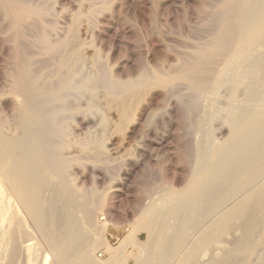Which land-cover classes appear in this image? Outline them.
I'll use <instances>...</instances> for the list:
<instances>
[{"label":"rangeland","instance_id":"1","mask_svg":"<svg viewBox=\"0 0 264 264\" xmlns=\"http://www.w3.org/2000/svg\"><path fill=\"white\" fill-rule=\"evenodd\" d=\"M255 1L236 0L235 23L239 31L236 36H244L243 51L235 52L230 57L231 69H225V59L216 60L217 64L212 65L216 75H231L235 70L242 71V62L252 53L253 46L258 44L261 38L259 32L264 28V0ZM225 2L226 0H0V95L5 93L0 99L5 98L10 90L9 82L15 71L16 48L21 46L26 61L29 60L34 75L42 85L56 80L60 56L71 57V68L68 67L66 71L74 82L77 81L75 89L68 92L72 95L67 93L53 106L57 115L60 114L58 119L65 129L61 138L64 141L62 153L76 159V162L65 174L52 169L44 159L43 143H39L45 129V123L42 125L43 113L26 104L31 126L37 131L32 137L35 160L40 165L41 173L50 180L54 178L51 181L59 187L56 190H43L37 182L25 196L32 197L35 204L42 195L47 199L74 197L79 205L89 202L91 208L95 209L93 222L87 224L83 212L78 210L71 232L82 237L85 249L98 264H113L110 262L111 256L117 255L119 251L125 252L126 257L129 256L126 264H137L141 253L145 249L149 252L151 247V229L143 225L150 220V207L153 205L151 208H157L173 201L176 192L190 185L194 176H201V173L207 176L206 173L210 170L227 164V155L232 158L239 153L240 147L234 146L225 155L223 149L227 145L224 139L228 135L219 117L199 122V118L208 115L210 108H221L224 111L227 99L243 97V90H231L229 82L217 87L213 94L206 91L202 103L193 110L190 105L194 107L195 100H199L202 95L188 84L176 83L168 88L171 92L168 89L150 87L133 107L135 120L122 127L118 126L119 118L109 97L105 95L109 82L116 83L117 91H123L127 87L118 84L135 82L143 74L144 79L150 81L154 71L169 73L171 69L176 70L182 58L189 59L196 48L204 47L218 32ZM256 5L259 6L258 9ZM31 8L38 9L40 15L28 11ZM79 12L82 14L77 16ZM42 34L48 35L53 42L61 40L59 42L64 44V54H45ZM191 94L194 97L198 95L193 98ZM19 99L25 103L23 97L19 96ZM8 105L0 103V116L4 121L8 118L5 121L10 124L7 125V130L17 133L14 128L11 130V126L15 125L12 122V107ZM259 182L263 183L264 178H260ZM255 184L251 186L254 187ZM249 188L242 196L249 194L255 187ZM242 196L239 195V198ZM237 198L238 196L234 197L231 204L240 200ZM64 207H68V202ZM219 215L212 216L207 222ZM206 226L203 225L201 229ZM44 228L46 225L32 219L22 206L21 199L11 192L6 229L9 231L8 236L12 235V242L7 243L9 245H6V249L8 246L9 248L5 251L6 258H0V264H28L25 259L29 248H35L39 257V260L29 264H57L53 238L47 228ZM237 229L228 232L225 243L221 241L211 251L204 252L201 260L208 259L206 257H210L213 252L221 255L225 248H233L236 242L234 239L242 234L238 227ZM56 232L62 234L64 229L59 226ZM257 236L258 234L255 236V253L251 264H264V258L259 259L264 254V235L259 233ZM196 237L197 234H194L190 242ZM80 260L79 257L76 262ZM170 264H174V260Z\"/></svg>","mask_w":264,"mask_h":264},{"label":"bare ground","instance_id":"2","mask_svg":"<svg viewBox=\"0 0 264 264\" xmlns=\"http://www.w3.org/2000/svg\"><path fill=\"white\" fill-rule=\"evenodd\" d=\"M258 5H256V9H258ZM236 7V0H226L221 12L223 13V19L218 32L204 47L196 48L189 59L182 58L176 70L171 69L169 72V69V73L154 71L150 77V81H146L143 74L135 82L128 81L118 84L127 87L123 91H117L115 89L116 83H110L108 80L109 86L106 89L105 93L107 94L105 95L112 102V106L119 118L118 126L121 127L135 120L132 112L133 107L150 87L168 89L176 83L183 82L186 85L188 84L191 89L198 91L202 95V97L199 95L201 97L199 100H195L196 105L193 104L194 107L190 105L192 110L199 107L202 103V98L206 91H210L213 94L217 87L227 82L230 83L229 88L231 90L235 91L240 88L243 90H241L243 92L241 99L239 97L227 99L224 111L221 108L213 107L210 110L208 109V115H203V117L199 118L200 120L198 119L201 122L219 117V120H222L221 123L227 129L225 133L228 135L224 139L225 145H227L223 149L225 150V155L234 146L240 147L239 153L232 158L227 155V164L220 163L222 165L207 172V176H203L202 173L201 176H194L190 185L176 192V198L173 201L167 202L157 208H151L153 205H150V210L148 209L150 220L143 225H147L151 229L152 239L151 243H149L151 247L149 252H146L145 249L139 258L136 257L137 264H170L172 260H174V264H251L255 253V236L257 234L259 236V233L264 235V182H259L260 178H264V28L259 32L261 38L259 42L257 41L258 44L253 46L252 53L247 58L245 57L244 62H242L243 59L241 60L242 71L236 72L235 70L232 74L230 73L231 75H227V73L216 75L215 68L212 67V65L217 64L215 63L217 62L216 60L222 58L226 61L225 69H231L230 61L232 59L230 57L235 52L240 53L243 51L244 36H240L239 34L236 36L239 32L235 23L237 18ZM28 11L35 15H40L39 10L36 8L28 9ZM81 14L82 12H79L77 16ZM41 37L45 54L50 53V55L58 56L63 53L62 48L64 44L59 42L61 40L53 42L46 34H42ZM63 41L65 42V40ZM24 54L21 46L20 48H16V56H14L15 71H13L11 81H8L11 84L10 90L5 98L0 99V103L9 104L12 107V122H14L15 126L11 124V130L14 128L17 131V133L8 131L7 128L10 124L8 125L9 122L5 123L8 118L4 121V118L0 116V258L5 257V251L9 248L8 246L6 249V245H9L7 243H10L12 236H8L9 231L6 229L7 206L9 205V194L12 192V194L21 199L22 206L32 219L43 222L46 225L47 231L51 234L56 247L55 260L57 264H98L89 255L87 249H85L82 237L71 232L72 222L78 210L83 212L87 224L93 222L95 209L91 208L89 202L79 205L74 197L62 198L58 196L57 198L49 197L47 199L42 195L38 198V204H35V200L32 197L25 196L28 194L30 187L34 184L36 185L37 182L41 184L43 190H56L59 187L58 184L51 181L54 178L50 180L46 175L41 173V168L39 169L40 165L35 160L36 154L33 148L32 137L37 131L32 128L33 125L31 126L26 104L32 105V108H36L43 113L44 122L42 125L45 123V129L41 134L39 143H43L44 146L42 148L45 155L44 159L56 172L65 174L68 172V168L76 162V159L66 157L62 153L64 141L61 138L65 129L61 120L58 119L60 114L57 115L53 104L63 99L69 91L75 89L77 81L74 82L66 71L72 63H70L69 58L71 57L69 55L60 56V59L57 61L58 75L56 80L42 85L34 75L32 66L29 60L26 61ZM232 71L234 70L232 69ZM192 94L191 96H193ZM3 95L0 96L2 97ZM19 96L24 98L25 103L19 99ZM195 97L193 96V98ZM192 101L194 100L192 99ZM203 108H206V106ZM220 143L218 144L220 145ZM221 148L223 147L221 146ZM257 181L260 184H257ZM255 183L257 186H255ZM253 184H255V188L251 186ZM249 187L254 189L249 194L242 196V194L247 192L246 189H250ZM239 195L242 196L241 199ZM237 196V199L240 200L231 204L233 203L231 200ZM67 202L68 207H64ZM216 214L220 215L208 223L207 221ZM18 223L19 221L15 224ZM203 225L207 226L201 229ZM235 225H237L242 233H239L241 234L240 237L237 236L234 239V241L236 240L235 243L232 241L235 246L232 243L231 245L234 247H230L231 249L225 248L223 254L215 255L213 252V255L211 254L210 257H206L205 255L208 259L201 260V255L204 252L211 251L221 241L226 242L225 237L228 232L237 229ZM59 226L64 229V233L57 234L56 229ZM149 228L147 230H150ZM194 234H197V237L190 242ZM263 255L259 259L263 260ZM79 257L81 260L77 263L76 260ZM111 257L110 262L113 264H126V258L129 256L127 255L126 257L125 252L119 251L117 255H112ZM38 258L35 248L27 249L25 260L28 264L36 262L39 260Z\"/></svg>","mask_w":264,"mask_h":264}]
</instances>
